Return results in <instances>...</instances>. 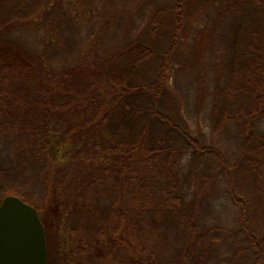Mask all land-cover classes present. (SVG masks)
Wrapping results in <instances>:
<instances>
[{
  "label": "trees",
  "instance_id": "1",
  "mask_svg": "<svg viewBox=\"0 0 264 264\" xmlns=\"http://www.w3.org/2000/svg\"><path fill=\"white\" fill-rule=\"evenodd\" d=\"M61 1L0 0V145L27 143L16 165L0 160V204L8 195L30 204L8 180L28 175L45 180L47 200L33 206L45 228L48 264H54L55 246L62 264H210L223 234L204 227L205 183L189 200L193 191L183 167L189 155L207 157L221 168L230 200L241 209L237 233L250 244L242 264H264V234L250 220L249 199L234 190L228 159L195 138L183 116L165 110L168 62L183 41L190 8L197 12L203 0H176L157 11L141 38L123 52V66L121 59H106L105 74L98 76L112 78L109 85L90 70L52 68L16 37L47 19ZM215 3L221 5L218 24L225 23L235 39L227 41L234 54L226 83L214 94V132L225 123L238 131L243 152L255 148L251 168L259 176L264 0L204 4ZM172 231L180 234L176 246ZM52 236L59 237L54 247Z\"/></svg>",
  "mask_w": 264,
  "mask_h": 264
},
{
  "label": "rangeland",
  "instance_id": "2",
  "mask_svg": "<svg viewBox=\"0 0 264 264\" xmlns=\"http://www.w3.org/2000/svg\"><path fill=\"white\" fill-rule=\"evenodd\" d=\"M175 1L62 0V4L55 7L47 19L39 24H31L16 37L33 53L44 56L52 68L59 71L90 70L88 73H95L98 82L109 85L112 78L106 80L98 76L105 74L106 59H121L118 65L123 66L125 60L122 54L128 45L141 38L157 11L174 5ZM201 2L196 7L201 6L197 12L190 8L186 16L183 41L168 62L166 85L170 98L165 101V110L171 109L175 115L183 116L195 138L202 140L203 144L217 147L226 156L228 169L233 167L231 176L234 190L238 196L249 199L250 220L253 217L254 227L263 235L264 172L259 176L252 173L255 148L244 153L238 131L225 123L222 131L214 132L212 121L214 94L226 83V65L234 54L227 41L229 37V41H234L235 36L223 26H226L225 23L218 24V8L221 5L204 4L205 0ZM244 19L246 18L238 17L240 22ZM109 64L116 65L115 62ZM138 80L137 78L135 81ZM84 83L85 80H81L79 87L82 88ZM261 126L264 131V119ZM26 146L27 143L20 140L1 142V162L16 165L21 148ZM239 162L241 170H235ZM183 167L185 178L193 191L189 200L194 199L200 184L205 183V190L201 194L204 227L220 229L223 234L210 264H242L248 255L250 244L237 233L241 209L230 200L225 188L226 176L207 157L189 155ZM29 179L31 176L28 175L8 181H13L28 196L30 204L38 208L47 200L50 187L45 180ZM171 235L173 245L176 246L180 234L172 231ZM52 237L54 247L59 237ZM56 247L53 250L54 264H62L58 260Z\"/></svg>",
  "mask_w": 264,
  "mask_h": 264
},
{
  "label": "water",
  "instance_id": "3",
  "mask_svg": "<svg viewBox=\"0 0 264 264\" xmlns=\"http://www.w3.org/2000/svg\"><path fill=\"white\" fill-rule=\"evenodd\" d=\"M0 264H48V245L38 210L18 196L0 204Z\"/></svg>",
  "mask_w": 264,
  "mask_h": 264
}]
</instances>
